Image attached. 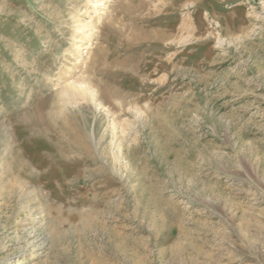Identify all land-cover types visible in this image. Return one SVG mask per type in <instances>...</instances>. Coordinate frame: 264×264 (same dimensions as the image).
<instances>
[{
    "label": "rangeland",
    "instance_id": "rangeland-1",
    "mask_svg": "<svg viewBox=\"0 0 264 264\" xmlns=\"http://www.w3.org/2000/svg\"><path fill=\"white\" fill-rule=\"evenodd\" d=\"M88 1L0 0V264H264V0Z\"/></svg>",
    "mask_w": 264,
    "mask_h": 264
},
{
    "label": "bare ground",
    "instance_id": "bare-ground-1",
    "mask_svg": "<svg viewBox=\"0 0 264 264\" xmlns=\"http://www.w3.org/2000/svg\"><path fill=\"white\" fill-rule=\"evenodd\" d=\"M88 4H92V5H94V0H89L88 1ZM73 16V15H72ZM77 21V20H76ZM75 21V22H76ZM84 33L86 34V36L88 37V36H91V33L90 34H88L87 33V31H84ZM88 34V35H87ZM81 40H83V39H81ZM78 42V41H77ZM79 42H82V41H79ZM76 47H77V50L78 49H81V45L80 44H77L76 45ZM90 48V47H89ZM85 82V81H84ZM86 83V82H85ZM76 84H78V85H76ZM90 86V85H89ZM91 87V86H90ZM88 85H86V84H83V83H78L77 81H75V82H73V83H69L68 85H66L65 86V88H63V91H62V93H63V95H65V96H71V95H82L83 93H85L87 90H88ZM93 90V89H92ZM93 91H95V90H93ZM91 93H94V92H91ZM89 94V93H88ZM62 95V96H63ZM96 95V94H95ZM92 96H94V94L92 95ZM66 124L67 123H63V125H64V132H65V134H68V136L72 139V137H74L75 135H76V133H75V128L74 127H69V126H67V129L65 128L66 127ZM77 133H78V131H77ZM77 136V135H76ZM81 138V137H80ZM85 139V138H84ZM73 143V142H72ZM75 143V142H74Z\"/></svg>",
    "mask_w": 264,
    "mask_h": 264
}]
</instances>
